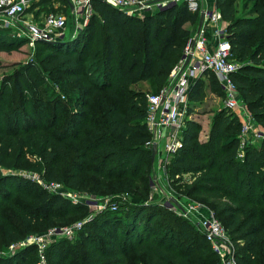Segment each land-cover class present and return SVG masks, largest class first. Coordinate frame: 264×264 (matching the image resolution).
Here are the masks:
<instances>
[{
  "label": "trees",
  "instance_id": "16d2710c",
  "mask_svg": "<svg viewBox=\"0 0 264 264\" xmlns=\"http://www.w3.org/2000/svg\"><path fill=\"white\" fill-rule=\"evenodd\" d=\"M30 1L33 7L53 2ZM240 1L241 12L237 0H216V6L227 23L231 57L240 63L233 74L240 98L264 127V0ZM92 3L95 12L83 30L57 42L40 40L39 60L19 63L5 76L0 99L3 94L9 117L24 109L20 119L27 127L0 126V165H22L30 149L41 160L27 159L26 165L44 168L48 180L109 196L117 205L85 222L77 241L54 240L47 248L49 264H220L197 222L151 200L152 148L146 144L147 94L166 85L195 33L186 23L196 31L200 12L184 1L143 16L104 0ZM23 42L25 37L0 33V51ZM208 73L207 83L199 77L192 85L190 112L209 87L220 93L216 74ZM241 128L230 108L217 113L205 139L200 125L187 119L167 173L177 191L211 206L236 246L238 264H264V137L241 148ZM34 187L36 182L0 169V247L90 213L83 203ZM32 251L3 255L0 264H36L29 261Z\"/></svg>",
  "mask_w": 264,
  "mask_h": 264
},
{
  "label": "built area",
  "instance_id": "2783aa9c",
  "mask_svg": "<svg viewBox=\"0 0 264 264\" xmlns=\"http://www.w3.org/2000/svg\"><path fill=\"white\" fill-rule=\"evenodd\" d=\"M30 0H0V33L12 35L27 34L33 41H51L59 38L66 31L76 34L79 28L86 26L94 14L93 0H68L69 12L73 13V28L68 29V19L63 12H50L39 23L26 18V9ZM126 13L143 16L158 8L174 2H187L190 10L205 17L199 30L189 39L184 57L171 71L166 85L157 93H148L146 122L151 137L146 142L149 147L156 143L158 150L171 157L182 143V132L190 116V90L196 79L205 72L212 71L224 87L228 108L239 111L242 119V134L253 125L252 117L247 113L240 98L239 89L233 78L240 63L233 59L231 44L227 40V23L222 18L218 7L208 9L205 0H104ZM198 28V25H197ZM193 40L195 43L193 44ZM189 63L184 66L187 56ZM263 138L262 133H254ZM241 148L248 142L241 137ZM169 159V161H170ZM59 182L49 184L51 191H57ZM213 212V211H212ZM193 213L197 224L210 241L213 249L220 255V264H238L236 246L227 229L213 213L205 214L198 205H186L185 215ZM82 225V222L77 223Z\"/></svg>",
  "mask_w": 264,
  "mask_h": 264
},
{
  "label": "rangeland",
  "instance_id": "374dc122",
  "mask_svg": "<svg viewBox=\"0 0 264 264\" xmlns=\"http://www.w3.org/2000/svg\"><path fill=\"white\" fill-rule=\"evenodd\" d=\"M211 3L216 5V0H213V2ZM241 3L242 2L240 0H237V4H239L238 8L240 12L243 11ZM68 10L69 8H67V5L63 3L62 0H53L50 6L37 5L35 7L32 6V1H29V4L26 9V18L28 20H31V22L39 23L50 12H63L68 19V26H69L68 29L72 30L74 26L73 13L69 12ZM78 30L79 31L83 30V28H79ZM18 37H25V42L20 44L18 43V46L16 45L17 49H13L12 51H0V93H2L3 90V84H4L3 81L5 76L11 75L13 71L17 68V66H20L19 63L23 65L31 61L33 62L39 60L37 53V46L39 41L38 40L33 41L27 34L18 35ZM205 75L208 78L209 75L208 71L205 72ZM208 80H206V82ZM30 99H33V97H30ZM13 102L14 100L10 99L9 103L7 104V105L11 104L12 110L14 109ZM4 103H5V99L3 94H1L0 126L1 127L3 126V128H5L6 130L8 129L17 130L18 128H20L19 125L22 126L23 129L26 128L27 123L20 119L24 109H20L18 111V114L16 115L15 112L10 111L13 114V117H9L8 116L9 111H7V108H4ZM33 104L35 106V103ZM244 105L247 113L253 119V125L251 126L250 130L245 134H242V128H241V132H240L241 137L244 138L245 140H248V142L252 140L257 141V139L260 140L261 138L257 136L255 137L254 133L260 132L264 135V127L261 126L258 121H256V119L254 118V116L246 106L245 102ZM194 108H195L194 110L197 113L194 115H198L197 120H195L196 116H194L192 113H190L188 119L194 120L200 125V137L202 139H205L209 135V132L212 128V124L214 122L217 113L222 111L223 109H229L226 104V95H225L224 87L222 86L220 93L209 87L207 89V95L204 101L201 102L200 105H195ZM234 111L239 115L240 120L242 122L239 111H237V109ZM46 117L47 118L51 117V110H49L46 113ZM7 143L8 141H6V139H3L2 147H4ZM19 143L20 142H18V144ZM17 149L18 147L13 148L12 151H15ZM25 158L26 159L23 161V164L19 165L18 167L9 168L0 165V169L4 174L14 175L18 179L20 178V179H26L32 182H36L39 187H34L35 190H38V188L41 187L47 189L52 193H60L64 195L72 203H79V202L83 203L87 205L88 210L90 211V213L81 220L71 223L68 222L63 223V221H61L56 223L55 225L48 227L47 229L37 230L35 232L28 233L25 237L21 239L11 240L8 242L6 241L5 245L0 247V257L3 255L12 256L15 255L21 249L33 247L36 253L32 251L33 254L31 255L29 261H35L36 264H49L46 255L47 248L54 240H59L62 237V238H67L70 242L77 241L76 238L79 234L78 231L83 227V224L85 222L91 220L94 215H96L98 212L104 209L115 208L114 205H116V203H114L109 196L93 195L90 192L71 190L63 182H59L60 186L58 187L57 191H51V189L49 188V184L52 182V180H48L45 177L44 168L40 169L39 167H35V166L29 167L26 165L27 159L31 162L33 161L39 162L41 158L37 156L34 153V151H31L30 149L28 150ZM169 159H170L169 154L163 152V150L161 151L157 150L156 156L152 161L151 181L153 187L151 190V200L154 199L155 201L160 202L161 204L167 206L168 208L173 209L177 214L183 216H186L185 206L194 205V204L198 205L200 207V210L205 214L213 213L214 211L211 208V206H209L204 200L195 199L188 195H185V193H183L182 191L181 192L177 191V188L174 185H172L167 173V165L169 163ZM125 199H126L125 197L122 198V200ZM186 217L191 218L194 222H197V218L193 215V213L188 214ZM216 217L218 218L217 215ZM79 222H82L81 226L77 225V223ZM0 229H1L0 232L2 233V228L0 227ZM95 230L97 232L96 227ZM96 236L97 239H100V235L98 233L96 234ZM117 238H119L120 240L122 239V237H117ZM109 239H110V243L108 244V247L111 250H113L114 238L110 237ZM107 260L111 261L112 257L108 258Z\"/></svg>",
  "mask_w": 264,
  "mask_h": 264
},
{
  "label": "water",
  "instance_id": "95a60500",
  "mask_svg": "<svg viewBox=\"0 0 264 264\" xmlns=\"http://www.w3.org/2000/svg\"><path fill=\"white\" fill-rule=\"evenodd\" d=\"M205 11L202 10L201 14H200V18H199V22H198V28L197 30H199L203 24V21H204V17H205ZM77 34V33H76ZM76 34H73V32H68L66 31L64 34H62L59 38H56V39H53L51 40V42H57V41H61V40H64L68 35H70L71 37H74ZM195 43V40H193V44ZM190 55L187 56V59L184 63V66H186L189 61H190ZM157 150H158V145L155 143L152 147V161L154 160L155 156H156V153H157Z\"/></svg>",
  "mask_w": 264,
  "mask_h": 264
},
{
  "label": "crops",
  "instance_id": "0c3cea01",
  "mask_svg": "<svg viewBox=\"0 0 264 264\" xmlns=\"http://www.w3.org/2000/svg\"><path fill=\"white\" fill-rule=\"evenodd\" d=\"M211 2H213V0H205V4H206L205 6H206V8L212 9L214 7H217L215 4H212ZM186 27H188L193 33L195 32V28H196L195 24H193L191 22H188V23H186ZM203 77H204L205 80H208L206 75H204ZM192 114L194 115V114H197V113H196V111H193ZM194 116H196L195 120H197V116L198 115H194ZM243 118H244V116L241 115V119H243Z\"/></svg>",
  "mask_w": 264,
  "mask_h": 264
}]
</instances>
